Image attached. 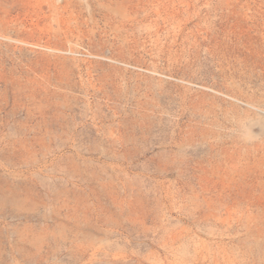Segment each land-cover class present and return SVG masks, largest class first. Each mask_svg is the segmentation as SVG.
I'll list each match as a JSON object with an SVG mask.
<instances>
[{"label":"rangeland","instance_id":"obj_1","mask_svg":"<svg viewBox=\"0 0 264 264\" xmlns=\"http://www.w3.org/2000/svg\"><path fill=\"white\" fill-rule=\"evenodd\" d=\"M0 264H264V0H0Z\"/></svg>","mask_w":264,"mask_h":264}]
</instances>
